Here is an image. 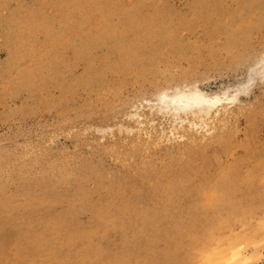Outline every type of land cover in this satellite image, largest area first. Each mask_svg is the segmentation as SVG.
I'll list each match as a JSON object with an SVG mask.
<instances>
[{
    "label": "rangeland",
    "instance_id": "obj_1",
    "mask_svg": "<svg viewBox=\"0 0 264 264\" xmlns=\"http://www.w3.org/2000/svg\"><path fill=\"white\" fill-rule=\"evenodd\" d=\"M0 264H264V0H0Z\"/></svg>",
    "mask_w": 264,
    "mask_h": 264
},
{
    "label": "bare ground",
    "instance_id": "obj_2",
    "mask_svg": "<svg viewBox=\"0 0 264 264\" xmlns=\"http://www.w3.org/2000/svg\"><path fill=\"white\" fill-rule=\"evenodd\" d=\"M159 102L166 107H171L174 109H178V108L179 109L180 108L185 109L186 108L185 109V111H186V110H188L187 109L188 107H192L191 110H193V108H194L193 106H198V105L206 102V98H205V95H201L199 91L191 90V91L176 93V94H173L169 97L167 96V98L165 96H160ZM209 102H211V101L209 100ZM202 106H200V107H202ZM211 106H214V105H210L208 108H210ZM208 108H206V109H208ZM201 110H203V107L201 108ZM180 112H182V111H180Z\"/></svg>",
    "mask_w": 264,
    "mask_h": 264
}]
</instances>
